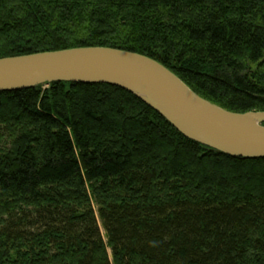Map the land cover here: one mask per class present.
Here are the masks:
<instances>
[{
	"label": "trees",
	"instance_id": "trees-1",
	"mask_svg": "<svg viewBox=\"0 0 264 264\" xmlns=\"http://www.w3.org/2000/svg\"><path fill=\"white\" fill-rule=\"evenodd\" d=\"M78 47L264 111V0H0V59ZM0 264H264V158L208 148L111 84L0 92Z\"/></svg>",
	"mask_w": 264,
	"mask_h": 264
},
{
	"label": "water",
	"instance_id": "water-1",
	"mask_svg": "<svg viewBox=\"0 0 264 264\" xmlns=\"http://www.w3.org/2000/svg\"><path fill=\"white\" fill-rule=\"evenodd\" d=\"M54 82L118 86L208 148L234 157L264 158V111L226 110L146 55L111 47H78L0 59V92Z\"/></svg>",
	"mask_w": 264,
	"mask_h": 264
},
{
	"label": "rangeland",
	"instance_id": "rangeland-1",
	"mask_svg": "<svg viewBox=\"0 0 264 264\" xmlns=\"http://www.w3.org/2000/svg\"><path fill=\"white\" fill-rule=\"evenodd\" d=\"M48 86V85H47ZM103 233H104V230L102 229Z\"/></svg>",
	"mask_w": 264,
	"mask_h": 264
},
{
	"label": "bare ground",
	"instance_id": "bare-ground-1",
	"mask_svg": "<svg viewBox=\"0 0 264 264\" xmlns=\"http://www.w3.org/2000/svg\"><path fill=\"white\" fill-rule=\"evenodd\" d=\"M167 120V119H166ZM168 121V120H167Z\"/></svg>",
	"mask_w": 264,
	"mask_h": 264
}]
</instances>
